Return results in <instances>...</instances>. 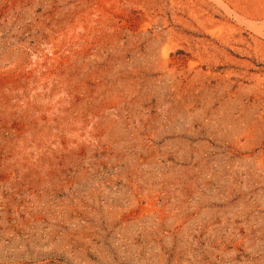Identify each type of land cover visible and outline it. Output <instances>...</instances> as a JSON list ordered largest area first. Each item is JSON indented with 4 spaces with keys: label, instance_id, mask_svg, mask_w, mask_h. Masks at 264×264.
I'll use <instances>...</instances> for the list:
<instances>
[{
    "label": "rangeland",
    "instance_id": "rangeland-1",
    "mask_svg": "<svg viewBox=\"0 0 264 264\" xmlns=\"http://www.w3.org/2000/svg\"><path fill=\"white\" fill-rule=\"evenodd\" d=\"M0 264H264V0H0Z\"/></svg>",
    "mask_w": 264,
    "mask_h": 264
}]
</instances>
